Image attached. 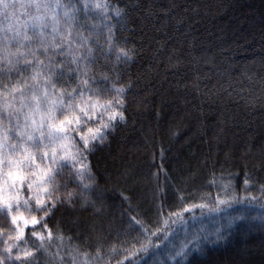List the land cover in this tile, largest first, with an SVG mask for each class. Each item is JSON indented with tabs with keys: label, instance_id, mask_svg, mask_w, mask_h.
<instances>
[{
	"label": "trees",
	"instance_id": "1",
	"mask_svg": "<svg viewBox=\"0 0 264 264\" xmlns=\"http://www.w3.org/2000/svg\"><path fill=\"white\" fill-rule=\"evenodd\" d=\"M107 2L124 9L123 16L110 12L105 20L95 9L85 12L84 0L62 1L79 9L77 26L91 31L100 24L103 41L104 24H115L117 37L135 48L134 59L117 69L121 84L132 82L127 122L85 161L96 179L92 190L75 189L72 204L59 208L51 224L59 222L81 251L95 254L101 237L100 264L125 256L129 264H264V0ZM10 75L13 83L19 78ZM229 182L225 195L222 185ZM217 193L230 203L217 206ZM204 194L212 197L208 207H193L158 231L160 203L167 215L201 203ZM85 198L92 202L86 208ZM217 229L225 238L212 243ZM184 243L188 262L170 259Z\"/></svg>",
	"mask_w": 264,
	"mask_h": 264
},
{
	"label": "snow or ice",
	"instance_id": "2",
	"mask_svg": "<svg viewBox=\"0 0 264 264\" xmlns=\"http://www.w3.org/2000/svg\"><path fill=\"white\" fill-rule=\"evenodd\" d=\"M83 8L97 10L105 20L111 19L110 12L122 17L125 11L107 0H84ZM78 12L62 0H0V264H100L104 259L101 237H96L95 254L81 251L71 244L72 236L65 237L59 222L51 221L59 208L72 204L75 189L92 190L96 179L85 161L97 142L104 144L118 123L127 122L132 82L121 84L117 69L134 59L135 48L126 47L127 38L117 37L115 24H104L103 41L100 24H92L91 31L77 26ZM28 69L31 73L25 76ZM13 72L19 74L15 83ZM250 180L245 172V190ZM70 185L75 188L69 190ZM232 187L231 182L223 184L224 194ZM200 199L179 211L169 209L167 215L160 203L158 231L193 207H208L205 201L212 197L204 194ZM91 203L85 198L82 207ZM215 203L230 201L217 193ZM132 219L143 232L149 231L142 221ZM213 235L212 243L225 238L219 229ZM54 240L59 244L52 253ZM195 250L200 251L198 244ZM42 253L47 260L40 259ZM116 254L113 247L110 255ZM188 255L184 243L170 259L188 262ZM118 264H129V257Z\"/></svg>",
	"mask_w": 264,
	"mask_h": 264
},
{
	"label": "rangeland",
	"instance_id": "3",
	"mask_svg": "<svg viewBox=\"0 0 264 264\" xmlns=\"http://www.w3.org/2000/svg\"><path fill=\"white\" fill-rule=\"evenodd\" d=\"M63 1V0H62ZM60 11V14L62 15V13H63V9H61V10H59Z\"/></svg>",
	"mask_w": 264,
	"mask_h": 264
}]
</instances>
